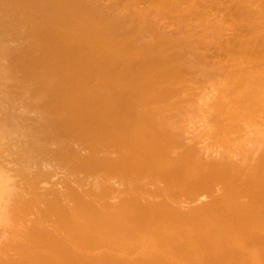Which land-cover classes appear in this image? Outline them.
Wrapping results in <instances>:
<instances>
[{"label":"bare ground","instance_id":"6f19581e","mask_svg":"<svg viewBox=\"0 0 264 264\" xmlns=\"http://www.w3.org/2000/svg\"><path fill=\"white\" fill-rule=\"evenodd\" d=\"M15 4H44L30 12L40 23L32 47L52 43L35 57L26 47L22 59L63 53L67 62L43 102L0 78V107L38 113H10L17 138L6 156L36 174H12L0 155V228L13 218L21 228L8 249L0 235V264H264L255 230L264 224V0H1L0 9ZM229 52L232 69L200 96L195 85L219 68L208 58ZM11 66L0 61V73ZM193 107L202 135L183 124ZM247 243L257 258L243 256Z\"/></svg>","mask_w":264,"mask_h":264},{"label":"rangeland","instance_id":"374dc122","mask_svg":"<svg viewBox=\"0 0 264 264\" xmlns=\"http://www.w3.org/2000/svg\"><path fill=\"white\" fill-rule=\"evenodd\" d=\"M101 1L104 2L105 0H101ZM16 6H17V8L19 6V8L17 9ZM23 6H24L23 4L21 5V7H20V5L15 4V5H13V7H10L6 10H3L4 8L0 9L1 10L0 11V20L1 21L5 20V24H2V22L0 21V52L2 51L1 52L2 55L0 56V61L3 60V62H8V63H11V65H12L11 68L8 69L7 72L0 73V78L6 79V80H2V81L5 84L7 83V85L18 83L20 87H22V86L27 87L28 86L29 88H34L36 93H34V95H31V96H33V98L29 99V101L30 102H38V101L43 102V101H47L51 95L56 93L58 87L61 85L60 79H61V73L62 72L57 67L60 66V64L63 63L64 61L67 62V57H65L64 54L62 53L60 55V57L57 59L56 58L55 59L43 58V59L36 60V61L31 60L32 58L22 59L21 54H22L23 50H25L26 47L29 49L33 48L32 47L34 45L32 43V39L34 37L33 35H35L37 29L39 28L37 26H38V24H40L38 21L39 19L37 20L38 14H35V13H37L36 8H38V7L42 8L44 6V4L33 6L34 7L33 11L26 8L27 6L26 7L25 6L23 7ZM12 8H14V9H12ZM15 8L17 9L19 14L21 15V18L16 17V19H15L12 17L14 14H16ZM8 10H9V12H8ZM20 10H21V12L24 10L25 13L24 12L21 13ZM34 11H35L34 14L30 13V12H34ZM2 12H4L5 14ZM38 12H39V10H38ZM1 16L4 19H2ZM32 17L35 19H33ZM8 18L10 21L11 20L12 21L10 22L8 20ZM30 18H31V20H30ZM21 19H22V21L19 22L18 20H21ZM32 21H34V22L32 23ZM101 25H99V26H101ZM89 26L98 27L95 25L92 26L91 23H89L87 27L89 28ZM60 29L61 28L58 26L55 30L59 31ZM85 29L86 28H83V32H86ZM32 31L35 33H33ZM229 36L232 40L231 42L236 41L232 35H229ZM247 37H249V35L245 36V38H247ZM50 44H52V43L47 42V41H38L37 47L33 48V49H35V51L33 52L32 55H34V57L38 56L40 54L39 49H41L44 46L48 47ZM63 45H69V43H62L60 45L56 44V45H53V47L60 46L59 47L60 49H64L65 46L63 47ZM87 46L88 47L84 50V52L86 54H90L91 52H94L97 49L95 46H92V44L87 45ZM1 47H3V49ZM104 48L105 49L101 50L102 52L103 51H104V53L109 52L106 47H104ZM230 52L227 55H220L218 57L214 56V57L208 58L209 60L214 59L215 61H217L216 66L219 68H217V72L212 78L205 79L204 82L202 80H200L195 85L198 87L196 89V91L199 92L200 96L206 95L207 93L212 92L213 88H212L211 83L214 82L215 80L223 77L222 75H226L230 71V69H232L231 64H233V60H232L233 54H231ZM86 54L84 57L87 60L88 57ZM94 59H95L94 62H96V56L94 57ZM62 67L65 68L67 66L64 65ZM215 70H216V68H215ZM92 77L89 80L91 83H93L97 80L96 78L93 79ZM94 77H96V76L94 75ZM6 88L7 87L3 88V90H5V91L9 90L8 88L7 89ZM77 94L81 95L80 93H77ZM203 100H205V98H203ZM197 102H198V99H196V103ZM196 103H195V105L197 106ZM199 106H201V109H202V107H204V105H201V104H199ZM194 108L195 107L191 108L189 111L183 112L181 115V117L183 119V124H185V126L188 127V131L190 133V136L202 135L201 134L203 132L202 130L205 129L204 128L205 125H203L204 122L202 119L203 113L202 112L200 113V111H199V110H201V109H199L200 107L195 108V109ZM34 111L35 110L23 111V108H21V106H16V105H14L11 108L10 107L9 108L0 107V155L4 156L6 163H8V166L11 169L12 174H21L23 176L25 175V177L27 176L26 174H36L35 172L29 173L28 170L26 169V165L23 166L20 163V160L19 159L16 160V158H14L13 155L12 156H8V155L6 156V153L11 154V152H12L11 146L13 145V143L16 141V138H17V135H16L17 132L15 131L16 126L10 121V113L12 114V112H14V113L18 112L20 114H23L26 117H31V116L38 114L36 111L35 112ZM206 129H207V127H206ZM10 150H11V152H10ZM30 169L33 170L34 168L31 167ZM52 180L53 179H40L38 185L41 187H45V186L50 187ZM44 182H45V184H44ZM32 191H37V188L34 187L32 189ZM23 213H24V210H21L18 213V214H21L20 215L21 219L22 218L26 219L27 217H29V215L28 216L26 215L23 217L22 216ZM13 220H14V218L12 219V221H10L11 223H8L6 226L0 228L1 229L0 235L2 236L1 239H4L3 240L4 241V248H6V246H7V249L10 246V243L12 241L13 232H16L15 229H18V226H16V224ZM22 220L18 221L17 223L20 225L23 224L22 222L24 220L23 221ZM6 227H8V228L6 229ZM14 227H16V228H14ZM20 227L21 226H19V228ZM10 229L11 230L13 229L12 232ZM20 229H18V231ZM255 230H257L258 232L261 231V234L264 235V224L262 227L260 226ZM3 231L4 232L6 231V233L5 234L2 233ZM7 231L8 232L10 231L11 233L10 232L8 233ZM6 234H7V236H6ZM5 237H6V239H5ZM253 242L255 243V241H252V244H254ZM242 245L243 246L246 245L245 247L241 246V250H240V251H242L243 256H245L246 259H249V258H251V256L253 257L257 253H259L258 251L257 252L253 251L254 248L258 249V248H256L257 246L256 247L253 246L254 248L252 247L253 248L252 249L251 247H248V246H250V245H248V243L242 244ZM259 255H258V257L260 258L261 256H259ZM256 258H255V261H258V259H256ZM260 260H261V258H260ZM263 260H264V258H263ZM253 261H254V259H253ZM258 263H260V262L258 261ZM261 263L263 264V262H261Z\"/></svg>","mask_w":264,"mask_h":264}]
</instances>
